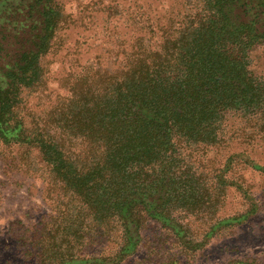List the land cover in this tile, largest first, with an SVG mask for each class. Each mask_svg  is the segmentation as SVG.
<instances>
[{
    "label": "trees",
    "instance_id": "obj_1",
    "mask_svg": "<svg viewBox=\"0 0 264 264\" xmlns=\"http://www.w3.org/2000/svg\"><path fill=\"white\" fill-rule=\"evenodd\" d=\"M176 1L114 10L126 44L112 40L121 48L112 67L98 56L67 66L58 81L65 94L33 113L26 100L46 90L41 62L58 52L64 17L54 0H0V144L37 150L76 201L73 218L56 211L59 245L60 224L19 236L24 258L121 264L145 226L173 239L190 222L213 229L235 219L218 215L230 185L224 173L239 157L232 150L264 144V79L249 60L264 50V0ZM105 237L114 244L107 257L95 250ZM144 260L159 264L152 253Z\"/></svg>",
    "mask_w": 264,
    "mask_h": 264
},
{
    "label": "rangeland",
    "instance_id": "obj_2",
    "mask_svg": "<svg viewBox=\"0 0 264 264\" xmlns=\"http://www.w3.org/2000/svg\"><path fill=\"white\" fill-rule=\"evenodd\" d=\"M54 2L66 25L57 34L58 52L47 55L41 62L46 90L26 100L27 110L33 113L48 109L55 96L65 94L59 89L58 81L63 79L67 66L75 67L84 58L98 56L102 66L112 67L109 62L111 55L121 50L112 40L118 37V40H122L119 41L120 46L126 44L123 16L112 15L117 9L125 8L128 4L153 3L168 8L179 3L176 0ZM249 60L250 70L264 79V50L252 49ZM24 123L29 126L30 120L25 118ZM260 145L242 151V155H239L240 150L245 147L236 146L232 152L239 157L236 162L232 160L233 164H229L228 171L224 173L230 185L226 188L223 207L218 215L223 218L235 215L234 220H226L213 229L211 224L190 222L189 232L173 239L163 238L159 226H145L141 230L139 247L121 264H152L144 260L146 252L154 254L159 264H164L160 262L167 258L168 264H264V171L256 169L249 162V159H253L255 164L264 167V144ZM69 197L61 185L51 179L49 169L37 150L0 144V264H35L34 256L24 258L21 255L16 240L22 234H38L43 225L47 232L55 230L60 224L54 241V244L59 245L58 237L64 225L60 223L56 211H62L65 207L73 218L76 201ZM151 236L160 237L157 246L146 245L150 243ZM182 239L188 242L184 244ZM112 243L105 237L95 250L104 257L110 256L113 253ZM30 251L35 255L38 249L31 248Z\"/></svg>",
    "mask_w": 264,
    "mask_h": 264
}]
</instances>
